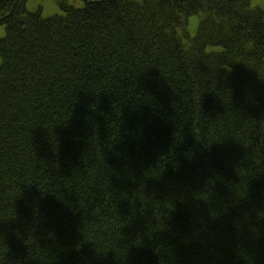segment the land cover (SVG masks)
Wrapping results in <instances>:
<instances>
[{
	"label": "trees",
	"instance_id": "1",
	"mask_svg": "<svg viewBox=\"0 0 264 264\" xmlns=\"http://www.w3.org/2000/svg\"><path fill=\"white\" fill-rule=\"evenodd\" d=\"M81 1L0 0V264H264V1Z\"/></svg>",
	"mask_w": 264,
	"mask_h": 264
},
{
	"label": "rangeland",
	"instance_id": "2",
	"mask_svg": "<svg viewBox=\"0 0 264 264\" xmlns=\"http://www.w3.org/2000/svg\"><path fill=\"white\" fill-rule=\"evenodd\" d=\"M264 0H251L253 7L260 6ZM70 5L80 6L83 3L81 0H67ZM26 10L28 12L40 11L43 18H49L61 13L56 0H27ZM198 22V17L194 16L189 19L188 31L192 35L195 32ZM5 35L4 26H0V39Z\"/></svg>",
	"mask_w": 264,
	"mask_h": 264
}]
</instances>
